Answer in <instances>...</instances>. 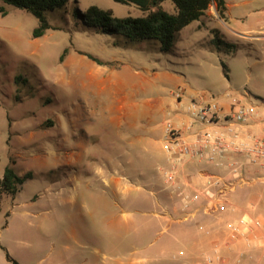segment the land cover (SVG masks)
Here are the masks:
<instances>
[{"label": "rangeland", "instance_id": "374dc122", "mask_svg": "<svg viewBox=\"0 0 264 264\" xmlns=\"http://www.w3.org/2000/svg\"><path fill=\"white\" fill-rule=\"evenodd\" d=\"M68 1L47 13L54 29L38 39V20L28 12L5 6L8 15L0 13V179L12 160L20 176L32 174L16 197L3 198L1 246L19 264H195L213 247L231 264H264V249L225 245L226 226L245 212L264 220V181L236 188L235 211L181 222L160 171L167 166L162 143L132 155V103L162 97L173 111L177 92L185 107L192 97L213 100L232 91L263 109L264 40L251 36L264 30V0H226V22L215 20L213 5L202 22L176 35L170 54L150 42L125 46L123 38L92 32L73 16L92 6L117 18L146 15L137 6ZM163 8L176 13L170 1ZM212 30L236 49L219 50ZM132 68L173 77L135 94ZM167 119L158 111L141 126L158 140ZM202 170L225 175L202 164L184 180L199 186Z\"/></svg>", "mask_w": 264, "mask_h": 264}, {"label": "built area", "instance_id": "2783aa9c", "mask_svg": "<svg viewBox=\"0 0 264 264\" xmlns=\"http://www.w3.org/2000/svg\"><path fill=\"white\" fill-rule=\"evenodd\" d=\"M175 97L180 103L182 92H177ZM184 109L188 123L183 128L175 126L169 118L164 122L162 146L167 154V166L160 170L181 212L180 220L190 222L235 211L231 194L236 188L264 181V176L253 178L256 174L264 175V133L255 136L244 130L257 108L234 96L228 114L215 97L211 102L192 100ZM221 124L224 130L211 131ZM194 162L212 165L225 175H205L196 186L184 180L186 168ZM263 228L264 220L245 212L226 226L225 245L231 249L243 243L250 249H264V236L259 234ZM200 230L210 234L204 226ZM238 263L247 264L241 260ZM195 264H231V260L213 247Z\"/></svg>", "mask_w": 264, "mask_h": 264}, {"label": "trees", "instance_id": "16d2710c", "mask_svg": "<svg viewBox=\"0 0 264 264\" xmlns=\"http://www.w3.org/2000/svg\"><path fill=\"white\" fill-rule=\"evenodd\" d=\"M116 3L125 5H135L146 15L138 18L126 17L117 18L111 11H105L92 6L86 12L76 10L74 18L81 25L95 33L108 36L121 37L125 46L136 43L150 42L151 47L164 54L173 51L174 39L178 33L195 22H200L207 14L208 10L215 5L221 20H227L226 0H113ZM172 2L176 8V13L171 14L165 11L163 4ZM68 0H0L4 6L0 7V13L6 17L8 11L5 6H11L24 10L38 20V27L33 31V38L38 39L54 29L47 19V13L56 10H63L68 4ZM214 34L213 45L221 50L224 47L228 50L236 49L235 45L226 43L217 30H212ZM92 61L100 64V61L93 56H88ZM226 70V69H225ZM226 73V72H225ZM226 75V74H225ZM227 76V75H226ZM22 78L16 79L17 84L22 83ZM15 161H11L6 167L3 177L0 179V212L1 203L6 196L16 197L27 180L32 179V174L20 176L16 170ZM6 258L13 264H19L7 251L2 248Z\"/></svg>", "mask_w": 264, "mask_h": 264}, {"label": "crops", "instance_id": "0c3cea01", "mask_svg": "<svg viewBox=\"0 0 264 264\" xmlns=\"http://www.w3.org/2000/svg\"><path fill=\"white\" fill-rule=\"evenodd\" d=\"M216 19L220 20L221 22L224 21V20H221L217 16H216L215 20ZM200 22H202V21H200ZM200 22H197V23H200ZM260 34H262V35H256V36H251V37L252 38L256 37V38H260V39L264 40V30H262L260 32ZM145 71H147V74L142 76L138 73V71H135L132 68V92L135 94L137 93V91H139V92L142 91L145 94H147V92L149 90H151L152 87H154V85L157 86L158 84H161L162 81H165V79H170L173 77L172 74L165 73V74L161 75V73H158V71L151 72L148 69H145ZM153 76H154V79L156 80V83L153 80ZM231 93H232V91H227V92H224L223 94H220L219 96L215 97V100L219 103L221 108H223V110L226 114H228V112L230 110L231 99H232V97H234L233 94H231ZM238 99H241L242 102L245 103L244 97L240 96V98H238ZM171 100L174 101V106H175V110H173V111H170L168 108H166L165 99L162 97H157L155 100H154V98L150 97L148 100H145L144 102H141L140 104L132 103V155H135V156L136 155H138V156L142 155L143 151L145 152V150H147V147L150 145V143H153V142H155L157 144L162 143V139L164 137V122H165V120L162 123V131H161V133H159L160 138L158 140L153 139V134H154L153 129L147 128L146 125L141 126L142 125L141 123H143V122L148 123V125H149L152 116L155 113H157L158 111H163L164 115L166 117L168 116L169 119H171L170 118L171 113L174 114L175 120H173V119H171V120L174 122L175 126H177L179 128H183L188 123V117L185 114V109H184L188 104L185 107H182L183 98H182L180 103H178L174 98H172ZM192 100H196V101H200V102H202V101L211 102L212 101L205 94L202 96H199V97H192L191 101ZM261 100H262V102H264L263 99H261ZM222 126H223V124L216 126V127H213V129H211V131H222V130H224V128ZM244 130L246 131V133L253 134L255 136H262L263 135V133H264V107L261 110L257 109L255 116L250 121H248L247 124L244 126ZM143 161H145V160H142V162ZM139 163H141V162H139ZM133 164H134V162L132 161V165ZM202 164H204V163L194 162V163L190 164L186 168V170L184 172V176L189 174L190 170L195 171L198 167H201ZM216 170L221 171L224 174L223 170H220V169H216ZM211 173L212 172H210V170H202V171L198 172L199 176H201L203 179H204L205 175H208ZM193 180H194V183H196L195 178H193ZM200 183H202V182H200ZM2 248H3V246H1V244H0V264L11 263L7 260L6 254ZM181 254L183 255L184 253H181Z\"/></svg>", "mask_w": 264, "mask_h": 264}, {"label": "water", "instance_id": "95a60500", "mask_svg": "<svg viewBox=\"0 0 264 264\" xmlns=\"http://www.w3.org/2000/svg\"><path fill=\"white\" fill-rule=\"evenodd\" d=\"M217 12V11H216Z\"/></svg>", "mask_w": 264, "mask_h": 264}]
</instances>
